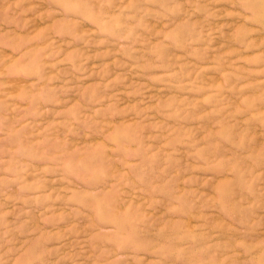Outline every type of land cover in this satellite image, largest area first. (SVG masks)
<instances>
[{
  "label": "rangeland",
  "instance_id": "obj_1",
  "mask_svg": "<svg viewBox=\"0 0 264 264\" xmlns=\"http://www.w3.org/2000/svg\"><path fill=\"white\" fill-rule=\"evenodd\" d=\"M0 264H264V0H0Z\"/></svg>",
  "mask_w": 264,
  "mask_h": 264
}]
</instances>
